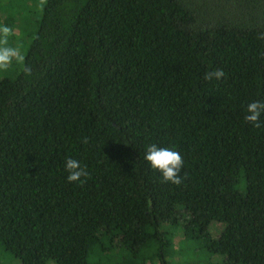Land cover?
<instances>
[{
  "label": "trees",
  "instance_id": "obj_1",
  "mask_svg": "<svg viewBox=\"0 0 264 264\" xmlns=\"http://www.w3.org/2000/svg\"><path fill=\"white\" fill-rule=\"evenodd\" d=\"M35 1L0 0V264H264V0Z\"/></svg>",
  "mask_w": 264,
  "mask_h": 264
},
{
  "label": "clouds",
  "instance_id": "obj_2",
  "mask_svg": "<svg viewBox=\"0 0 264 264\" xmlns=\"http://www.w3.org/2000/svg\"><path fill=\"white\" fill-rule=\"evenodd\" d=\"M5 33L8 29H3ZM14 60H22V56L16 49L0 48V67H7ZM214 75L217 79L223 75L221 71L210 73L209 78ZM264 115V102L252 100L244 107L243 119L246 123L254 127L259 126L258 122ZM143 159L149 165V168L159 173L164 182L173 185L181 183V169L183 167V158L174 147H158L156 144H149L145 148ZM63 168L66 173V180L69 183H81L82 178L87 177V172L81 162L73 157H67L63 162Z\"/></svg>",
  "mask_w": 264,
  "mask_h": 264
},
{
  "label": "rangeland",
  "instance_id": "obj_3",
  "mask_svg": "<svg viewBox=\"0 0 264 264\" xmlns=\"http://www.w3.org/2000/svg\"><path fill=\"white\" fill-rule=\"evenodd\" d=\"M32 1H34V0H32ZM36 2L38 4V0H36L35 3ZM27 5H29V4H27ZM41 5L33 6L32 11H28V12L25 13L28 16V21L30 20V21L34 22L35 20L38 19L39 14L41 12L40 11L41 10ZM7 27H8V25H7ZM15 30H16V33H14L13 36L10 35L9 31L7 33H5L6 35H8L10 37L12 36L13 39H11V40L14 41L12 46H6V47L7 48L16 49L19 52V54L21 55V52L23 54V51L25 50V48H26V46L28 44V41L25 38V34L20 32L19 28H18V30L15 28ZM19 34H20V36H18ZM20 67H21V60H19V61L14 60L6 68L5 67H0V78L4 74L5 75H7V74L8 75L16 74L19 71ZM216 235H217V233L214 236H216ZM175 248L176 247H174V249ZM187 254L188 255L185 258L178 256V258L174 259L172 262H171L170 259H169V261H170L171 264H186V262H185L186 260L185 259H189V260H192V261H199L200 260V256L197 255V254H190L189 252ZM4 255H5V253H4L3 249H2V247L0 246V256H4ZM203 255L205 256L204 253H203Z\"/></svg>",
  "mask_w": 264,
  "mask_h": 264
}]
</instances>
